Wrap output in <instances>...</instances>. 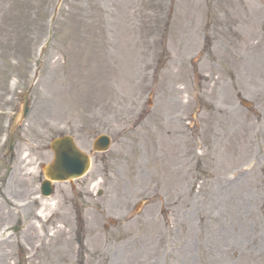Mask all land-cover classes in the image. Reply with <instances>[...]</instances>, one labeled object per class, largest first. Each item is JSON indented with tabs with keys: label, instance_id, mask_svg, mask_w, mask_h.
<instances>
[{
	"label": "rangeland",
	"instance_id": "obj_1",
	"mask_svg": "<svg viewBox=\"0 0 264 264\" xmlns=\"http://www.w3.org/2000/svg\"><path fill=\"white\" fill-rule=\"evenodd\" d=\"M0 178L7 264H264V0H0Z\"/></svg>",
	"mask_w": 264,
	"mask_h": 264
},
{
	"label": "water",
	"instance_id": "obj_2",
	"mask_svg": "<svg viewBox=\"0 0 264 264\" xmlns=\"http://www.w3.org/2000/svg\"><path fill=\"white\" fill-rule=\"evenodd\" d=\"M24 113V112H23ZM53 145L59 154L63 156V161L60 160L57 163L59 174L57 175L60 179H67L73 176L82 175L88 168V158H84L83 154L78 150L74 140L71 137H63L54 141ZM95 145H103V149L108 148L110 145V139L108 136H100ZM96 148H98L96 146ZM65 172L64 174L61 173Z\"/></svg>",
	"mask_w": 264,
	"mask_h": 264
},
{
	"label": "bare ground",
	"instance_id": "obj_3",
	"mask_svg": "<svg viewBox=\"0 0 264 264\" xmlns=\"http://www.w3.org/2000/svg\"><path fill=\"white\" fill-rule=\"evenodd\" d=\"M2 213V211H0V214ZM33 232L35 231L36 228L32 227ZM7 243V242H6ZM5 245V240L1 239L0 240V246ZM0 264H7V258H6V252H3L0 254Z\"/></svg>",
	"mask_w": 264,
	"mask_h": 264
}]
</instances>
